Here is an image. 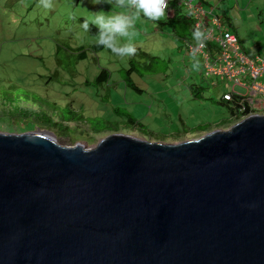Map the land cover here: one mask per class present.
Here are the masks:
<instances>
[{
    "label": "water",
    "instance_id": "95a60500",
    "mask_svg": "<svg viewBox=\"0 0 264 264\" xmlns=\"http://www.w3.org/2000/svg\"><path fill=\"white\" fill-rule=\"evenodd\" d=\"M0 264H264V116L175 145L0 132Z\"/></svg>",
    "mask_w": 264,
    "mask_h": 264
},
{
    "label": "rangeland",
    "instance_id": "374dc122",
    "mask_svg": "<svg viewBox=\"0 0 264 264\" xmlns=\"http://www.w3.org/2000/svg\"><path fill=\"white\" fill-rule=\"evenodd\" d=\"M103 2L94 5L92 0H54V7L45 10L38 6V0H0V100L7 97L15 106L31 101L57 123L50 130H32L35 126L32 120L22 118L20 122L3 115L0 132L45 131L54 134L60 146L80 144L93 149L115 131L137 139L175 144L196 139L206 130L231 126L229 105L218 101L229 83H221L223 89L217 92L216 82L211 85L202 81L203 60L199 55L196 58L200 69L193 70L192 55L185 53L188 27L176 28L174 33L158 25V21L152 23L142 18L137 23L136 53L146 51L154 57L156 73L136 79L139 92L123 86L129 58L121 59L107 49L96 54L89 50L84 61L75 63L78 65L74 71L76 74L77 68V72L85 69L88 79L102 69L109 71L110 82L105 89L95 91L81 86L83 80L79 79L48 80L45 84L46 78L57 69L56 52L60 56L67 48L89 49L97 42L96 36L81 26L84 19L91 20L89 13L121 11L112 9L108 0ZM203 3L229 19L228 30L238 36L243 51L264 56V0H204ZM170 15L167 13V17ZM175 34L180 37L176 38ZM190 84L202 89L198 99H192L187 88ZM67 102L69 107H64ZM113 109L121 116L115 115ZM127 118L141 127L127 124ZM96 130L102 133H95Z\"/></svg>",
    "mask_w": 264,
    "mask_h": 264
},
{
    "label": "clouds",
    "instance_id": "9594fccd",
    "mask_svg": "<svg viewBox=\"0 0 264 264\" xmlns=\"http://www.w3.org/2000/svg\"><path fill=\"white\" fill-rule=\"evenodd\" d=\"M169 1L170 0H108L107 4H109L112 7V9L118 8L121 11L118 13H115V14L113 13V11L110 13H105L103 11H99L96 13H89L91 16V20L84 19V22L82 23L81 26L86 32L90 31V25L95 26L98 29V33L96 35L97 42L92 43V44H97L99 47H102L103 49L109 50L113 55H115L121 59L131 58L137 52V49H136L135 44H134V40L138 35V31H137V27H136L137 23L139 21H141L142 18L144 20L153 21V22L166 20L167 19V13H170V14L172 13L170 8H169ZM176 1H177V3L179 2V5L182 6L184 12L188 13V15L192 18V21H193L192 24H193L194 31L192 32V38L195 42L189 43L187 40L188 47L185 48V53L187 55H192V61H193L192 68H193V70L199 71V69H200V61L196 58V55H199L202 58L203 62H204V59H203V55L201 53H196L195 51L192 53L189 52V48L191 47V48H195L198 50V49L204 48L206 46V48L203 52L206 54H210V56L212 55V53H211L212 49H211L210 43H207V45H206L207 40L210 38V30L204 28L202 25L195 27L196 21L192 16L194 13L192 11L188 12L185 9V4L188 3L189 1L193 5H199L205 11H210L212 13V15L215 16L219 20L220 25L222 27V29L220 31H222L224 34H229L236 39V43H237V46H238L240 52L248 58H255V57L247 55L242 50L240 43H238V41H237L235 33L229 32L228 28L222 22V17L217 15L214 12L213 8H211L207 3H203L204 0H176ZM92 3L94 5H99V4L104 3V2H103V0H92ZM38 6L42 7L45 10H51L54 7V0H38ZM260 58H264V56L260 57ZM85 72H86V70L82 69L80 72H78V75L74 78V80L75 79L83 80L81 83V86H86L85 81L82 77L83 75H85ZM201 78H202V81L203 80L209 81L211 83V85L214 82H216L215 90L217 92H219V91H221V89H223L224 84L221 85V83H223L224 81H222L218 78L213 79V78L204 77L203 63H202ZM108 82H110V78H109ZM190 85H193V84H190ZM107 86H108V83H107ZM188 86L189 85H187V88H188ZM197 89L202 91L201 88L197 87ZM188 90H189V88H188ZM227 92H229L228 88H227V91L222 93V98L218 101L220 103H227L229 105L230 110H231V120L233 121V122L231 121V124H230L231 126L227 125V126H224L222 128H216V129L206 130V131L200 132L203 135H201L199 137H202V136L209 134L211 132H214V131H219V132L227 131L230 127H232L233 125H235L239 121L246 119V118H249V117H252V116H264V114H258L256 112L249 114L248 111H246L243 114H240L236 107H234V108L231 107V105L223 99V96ZM28 104L34 109H40L41 111H44L43 109H41V107L38 108V105L32 104L31 101H29ZM44 112H46V111H44ZM215 119H217V118H215ZM28 132H30V131H28ZM24 133H27V132H24ZM111 133L112 134H121L118 132H114V133L111 132ZM121 135H123V134H121ZM126 136H129V135H126ZM198 138H196V139H198ZM141 140H144V139H141ZM191 140H195V139H191ZM55 141H56V138H55ZM145 141L151 142V141H147V140H145ZM188 141H190V140H188ZM183 142H186V141H183ZM151 143H161V142H154L153 141ZM179 143H182V142H179ZM179 143H175V144H179ZM161 144L175 145V144H165V143H161ZM77 145L83 146L80 144H75L72 147H67V148H74ZM61 147H63V146H61ZM84 149H85V147H84ZM85 150H89V149H85Z\"/></svg>",
    "mask_w": 264,
    "mask_h": 264
},
{
    "label": "trees",
    "instance_id": "16d2710c",
    "mask_svg": "<svg viewBox=\"0 0 264 264\" xmlns=\"http://www.w3.org/2000/svg\"><path fill=\"white\" fill-rule=\"evenodd\" d=\"M169 8L171 10V15L170 17H167V20L165 22H160L158 21V25L162 27H166L167 30L169 29L170 31H173L174 33L177 32L176 28L180 29H185L189 28V33H186L187 35V40L189 43L195 42L193 38L191 37L192 32L194 31L193 24H192V18L188 15V13H185L182 6L179 5V2L177 3L176 0H170L169 1ZM222 17V22L227 28H230V21L227 19L225 16H220ZM153 23V21H151ZM91 35L96 36L98 33V29L95 26L90 25V31L88 32ZM233 33V32H232ZM185 35V36H186ZM237 41L238 36L235 34ZM175 37L178 38L180 37L179 34H175ZM186 38V37H185ZM188 42L186 41L185 48L188 47ZM242 48V47H241ZM91 51V53H97L101 50H103L102 47H99L97 44H92L90 45V48H85L84 46L79 47L77 49H72L69 50L67 48L66 51L62 55L59 56L60 52L55 53V65L57 66V69H55L52 74L46 78L45 84H48V80H56L58 79H68V80H74V78L78 75V68L76 70V74L74 73L75 71V66L78 64H75L78 60L79 61H84V59L87 58V52ZM149 54L142 51H139L136 53L134 56L131 58H127V68L124 70V87H130L131 90H135L137 92L140 91V89L136 86V79H142L144 75L146 74H153L155 75V69L153 68L154 65V57L148 56ZM75 75V77H74ZM165 76V74H163ZM74 77V78H73ZM85 84L88 88L94 89L95 91L105 89L107 87V83L110 78V72L106 71L104 69L101 70V72L91 78L88 79L85 75L82 76ZM190 94L192 99H198L199 96L202 94L201 90H198L196 86L194 85H189L188 86ZM202 98V97H201ZM0 105L3 107H0V116L6 115L10 119L13 120H18L22 122L23 119H29L32 120V122L35 124V126L32 128L33 129H45V130H50L49 128L54 126H57V123L54 122L49 114H47L44 111H41L40 109H34L28 104H22V106H15L11 103L8 102V98H2L0 100ZM64 107H69V103H65ZM113 113L117 116L119 112L118 110L113 109ZM127 124H130L131 126H137L141 127V124L136 122L133 119L127 118L126 120ZM43 125H47V128H39L43 127ZM66 129V128H64ZM28 131V130H25ZM107 132H111L109 130H106ZM102 133V130H96L95 133ZM105 132V131H104ZM118 132V131H115Z\"/></svg>",
    "mask_w": 264,
    "mask_h": 264
},
{
    "label": "built area",
    "instance_id": "2783aa9c",
    "mask_svg": "<svg viewBox=\"0 0 264 264\" xmlns=\"http://www.w3.org/2000/svg\"><path fill=\"white\" fill-rule=\"evenodd\" d=\"M185 9L194 13L195 27L202 25L210 30L206 45L211 44V56L203 52L206 46L198 50L189 48V52L203 55L204 77L229 83V92L225 93L223 99L231 107H236L240 114L246 111L249 114H264V58H248L242 54L236 39L220 31V22L210 11L190 1L185 4Z\"/></svg>",
    "mask_w": 264,
    "mask_h": 264
},
{
    "label": "crops",
    "instance_id": "0c3cea01",
    "mask_svg": "<svg viewBox=\"0 0 264 264\" xmlns=\"http://www.w3.org/2000/svg\"><path fill=\"white\" fill-rule=\"evenodd\" d=\"M238 40H239V38H238ZM239 43H240V41H239ZM241 46V45H240ZM242 50H243V48H242ZM245 52V51H244ZM246 54H247V52H245ZM247 55H249V54H247ZM249 56H252V57H258V58H260V57H263L262 55H258V54H255V55H252V54H250ZM173 89V88H172ZM215 90V89H214ZM174 93V92H173ZM175 94V93H174ZM173 100L176 102V100L174 99V96H173Z\"/></svg>",
    "mask_w": 264,
    "mask_h": 264
}]
</instances>
